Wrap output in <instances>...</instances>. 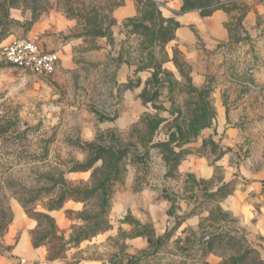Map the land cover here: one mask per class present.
Returning a JSON list of instances; mask_svg holds the SVG:
<instances>
[{"label": "rangeland", "instance_id": "1", "mask_svg": "<svg viewBox=\"0 0 264 264\" xmlns=\"http://www.w3.org/2000/svg\"><path fill=\"white\" fill-rule=\"evenodd\" d=\"M119 1L0 0V43L60 56L0 66V264L23 236L33 264H264V0H218L210 28L155 0L189 35L162 46Z\"/></svg>", "mask_w": 264, "mask_h": 264}, {"label": "trees", "instance_id": "2", "mask_svg": "<svg viewBox=\"0 0 264 264\" xmlns=\"http://www.w3.org/2000/svg\"><path fill=\"white\" fill-rule=\"evenodd\" d=\"M141 0H136V7L139 8V3ZM182 5L180 8V13L192 11V10H199L202 16H210L216 10H227V7L222 4V2L218 0H181ZM123 4V0L115 3L113 6L118 7ZM146 8L142 12L144 13V18L148 20V23H139L134 18H127L126 21L134 22L132 25L136 28H142L141 34L148 35L150 37V41L156 40V43L160 46L165 45L167 42L175 38V29L178 28L179 23L171 17H164L160 11V3L155 0H146ZM139 11V9H137ZM64 13L68 18L76 19L79 16L75 14L72 10L63 8ZM94 13V11H92ZM91 12V13H92ZM94 21L97 19L96 14H90ZM106 21V22H105ZM104 23H107L106 27L104 28ZM115 23V19L113 17H103L101 22H99L98 26H95L94 23L92 27L88 29V34H93L98 37L107 36L104 33V30L108 29V27ZM178 50L173 49V54H179ZM153 53L151 52V57H153ZM176 60V59H175ZM156 64V63H155ZM150 61V66L153 69L151 77L146 81L147 83H151L153 78L157 75V68L159 67L158 64L155 65ZM190 81V80H187ZM145 100H148L144 97ZM166 142H162L161 145H166ZM34 246H37L38 243L36 241L33 242ZM2 246V245H0ZM6 250L10 249V246H6Z\"/></svg>", "mask_w": 264, "mask_h": 264}, {"label": "built area", "instance_id": "3", "mask_svg": "<svg viewBox=\"0 0 264 264\" xmlns=\"http://www.w3.org/2000/svg\"><path fill=\"white\" fill-rule=\"evenodd\" d=\"M59 62L60 56L56 50L44 49L34 38L10 37L0 43V66H11L46 76L56 71ZM15 264H27V259L17 256Z\"/></svg>", "mask_w": 264, "mask_h": 264}, {"label": "crops", "instance_id": "4", "mask_svg": "<svg viewBox=\"0 0 264 264\" xmlns=\"http://www.w3.org/2000/svg\"><path fill=\"white\" fill-rule=\"evenodd\" d=\"M134 14V5L131 1H126L125 4L115 8L114 10V16H116V18H123V17H127V16H131ZM217 14V12H213L212 15L210 16H206L203 17L206 26H208L210 28V17H212L213 15ZM200 15H198L197 12H193L192 11H187V12H183L180 14L179 17V22L181 25H189V24H196L198 23V19ZM202 18V17H201ZM182 28L181 26L177 29V34L180 36L185 37L186 39L189 40V35L187 33H184L183 31H181ZM184 39V38H183ZM185 40V39H184ZM12 259L10 261L9 264L14 263L15 258L17 256H22L27 258L28 264H33L34 262H36L38 259L41 258V252L39 251V249H34L31 245L30 242L28 241L27 237L23 236L19 242L13 247L12 249Z\"/></svg>", "mask_w": 264, "mask_h": 264}]
</instances>
